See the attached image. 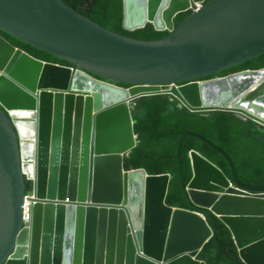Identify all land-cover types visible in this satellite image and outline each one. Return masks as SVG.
<instances>
[{
  "label": "water",
  "instance_id": "water-1",
  "mask_svg": "<svg viewBox=\"0 0 264 264\" xmlns=\"http://www.w3.org/2000/svg\"><path fill=\"white\" fill-rule=\"evenodd\" d=\"M123 13L127 31L151 24L168 34L128 37L63 0H0V31L73 65L39 61L0 36V264H206L197 257L213 231L196 208L229 228L245 264H264V185L243 182L223 148L181 134L179 179L194 210L166 203L170 174L125 168L141 97L169 94L179 108L233 112L264 128V68L205 79L264 54V0H123ZM187 136L222 154L230 178L192 149L184 187ZM28 178L37 200L25 227ZM210 193L211 203L198 200Z\"/></svg>",
  "mask_w": 264,
  "mask_h": 264
},
{
  "label": "trees",
  "instance_id": "trees-1",
  "mask_svg": "<svg viewBox=\"0 0 264 264\" xmlns=\"http://www.w3.org/2000/svg\"><path fill=\"white\" fill-rule=\"evenodd\" d=\"M84 16L103 27L119 34L140 39L158 40L167 32L156 31L153 25L127 31L123 28V0H63ZM211 0H207L209 2ZM191 11L183 12L175 19V25L185 20ZM0 36L16 49L31 57L45 62L73 67L65 60L40 51L11 35L0 31ZM264 68V54L231 70L216 76H226L242 70ZM122 87H130L121 84ZM179 101L169 94H157L141 97L135 102L133 117L139 144L132 154L125 159L126 170L144 169L150 175L170 174L166 203L172 207L194 210L184 199L179 179V162L176 158L178 142L186 131L196 132L223 148L234 161L239 178L251 185H264V128L251 120H244L236 113L227 111L192 112L179 108ZM192 149L199 151L206 158L231 176L230 167L225 157L203 140L187 136L182 142L180 152L182 184L187 187L192 178L189 153ZM32 182L26 180V190ZM205 215L213 231V236L205 244L198 259L206 264H245L238 253L229 228L214 214L196 208Z\"/></svg>",
  "mask_w": 264,
  "mask_h": 264
},
{
  "label": "built area",
  "instance_id": "built-area-1",
  "mask_svg": "<svg viewBox=\"0 0 264 264\" xmlns=\"http://www.w3.org/2000/svg\"><path fill=\"white\" fill-rule=\"evenodd\" d=\"M27 180L32 182V187L30 190L27 191L25 195V202L23 208V223L25 227H28V224L32 221V209L37 200L36 194L34 192V183H33L34 179L28 178Z\"/></svg>",
  "mask_w": 264,
  "mask_h": 264
},
{
  "label": "bare ground",
  "instance_id": "bare-ground-1",
  "mask_svg": "<svg viewBox=\"0 0 264 264\" xmlns=\"http://www.w3.org/2000/svg\"><path fill=\"white\" fill-rule=\"evenodd\" d=\"M20 115L25 116V117L28 116V114H25V113H22ZM24 158H25V162L27 165L26 171H28V170L32 169V167H33L32 165H33V161H34V159H33L34 158V149H33V145H31L30 143L29 144L27 143L25 145ZM30 159H32V160H30ZM191 193H192V195L197 194V192H195V191H191ZM213 196L216 197L214 194L210 193L206 198H204V201L200 197H198V200L200 202H205V203L209 204L214 200ZM36 198H37V195H36ZM66 201H69V199H66Z\"/></svg>",
  "mask_w": 264,
  "mask_h": 264
},
{
  "label": "rangeland",
  "instance_id": "rangeland-1",
  "mask_svg": "<svg viewBox=\"0 0 264 264\" xmlns=\"http://www.w3.org/2000/svg\"><path fill=\"white\" fill-rule=\"evenodd\" d=\"M133 106H135V104H134ZM258 125H259V124H258ZM259 127L263 128L261 125H259Z\"/></svg>",
  "mask_w": 264,
  "mask_h": 264
}]
</instances>
